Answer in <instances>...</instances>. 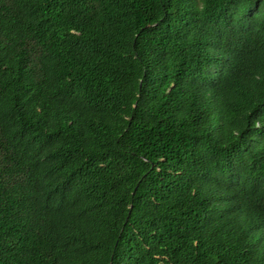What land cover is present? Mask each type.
Here are the masks:
<instances>
[{"label": "trees", "instance_id": "obj_1", "mask_svg": "<svg viewBox=\"0 0 264 264\" xmlns=\"http://www.w3.org/2000/svg\"><path fill=\"white\" fill-rule=\"evenodd\" d=\"M0 264H264V0H0Z\"/></svg>", "mask_w": 264, "mask_h": 264}]
</instances>
